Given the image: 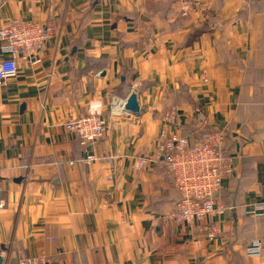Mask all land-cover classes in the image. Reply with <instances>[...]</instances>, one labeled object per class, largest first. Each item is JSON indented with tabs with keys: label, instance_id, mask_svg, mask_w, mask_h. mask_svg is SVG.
<instances>
[{
	"label": "crops",
	"instance_id": "obj_1",
	"mask_svg": "<svg viewBox=\"0 0 264 264\" xmlns=\"http://www.w3.org/2000/svg\"><path fill=\"white\" fill-rule=\"evenodd\" d=\"M14 20L52 34L0 84L3 264H264V217L246 214L264 204V0H2L0 28ZM170 110L182 136L225 131L233 175L215 239L175 219L162 166L135 168ZM85 115L107 125L88 149L65 129Z\"/></svg>",
	"mask_w": 264,
	"mask_h": 264
},
{
	"label": "built area",
	"instance_id": "obj_2",
	"mask_svg": "<svg viewBox=\"0 0 264 264\" xmlns=\"http://www.w3.org/2000/svg\"><path fill=\"white\" fill-rule=\"evenodd\" d=\"M2 0H0V7ZM52 34L50 24H41L31 20H14L8 26L0 28V50L7 55L0 59V84L4 85L18 73V64L30 66L40 62L39 53ZM178 115L170 110L163 115V127L159 131L156 144L149 156L139 157L135 162L137 170L157 164L162 166L172 185L179 193L175 205L174 217L186 224L196 223L207 229L208 239H215L219 232L213 227L215 217L224 212L220 203V191L223 182L233 175L231 159L225 153L226 135L224 130L194 133L182 136L175 130ZM171 127L174 131H169ZM78 144L85 149L104 138L106 122L93 115L75 118L65 124ZM98 160L87 153L82 161L92 164ZM1 161V159H0ZM2 202L0 198V210ZM252 217H264V204L247 210ZM247 257H258L261 244L250 242L244 249ZM14 264H48L42 256L26 257Z\"/></svg>",
	"mask_w": 264,
	"mask_h": 264
},
{
	"label": "water",
	"instance_id": "obj_3",
	"mask_svg": "<svg viewBox=\"0 0 264 264\" xmlns=\"http://www.w3.org/2000/svg\"><path fill=\"white\" fill-rule=\"evenodd\" d=\"M124 110L132 115H136L139 113V103H138L137 95L135 93H131L127 98L124 104ZM199 125H200L199 122L195 123L196 129L199 128ZM2 251H5V248L2 245H0V253ZM0 264H3V260L1 256H0Z\"/></svg>",
	"mask_w": 264,
	"mask_h": 264
},
{
	"label": "rangeland",
	"instance_id": "obj_4",
	"mask_svg": "<svg viewBox=\"0 0 264 264\" xmlns=\"http://www.w3.org/2000/svg\"><path fill=\"white\" fill-rule=\"evenodd\" d=\"M97 142H98V141H97ZM97 142H95V144H96ZM225 142H226V140H225ZM80 147H81V146H80ZM81 148L85 149L84 147H81ZM225 153H226V152H225ZM84 157H85V156H84ZM84 157L82 158V160L84 159ZM82 160H81V163L86 165V163H85L84 161H82ZM168 178H169V177H168ZM169 179H170V178H169ZM42 257H43V256H42Z\"/></svg>",
	"mask_w": 264,
	"mask_h": 264
},
{
	"label": "trees",
	"instance_id": "obj_5",
	"mask_svg": "<svg viewBox=\"0 0 264 264\" xmlns=\"http://www.w3.org/2000/svg\"><path fill=\"white\" fill-rule=\"evenodd\" d=\"M207 132H211V131H207Z\"/></svg>",
	"mask_w": 264,
	"mask_h": 264
}]
</instances>
